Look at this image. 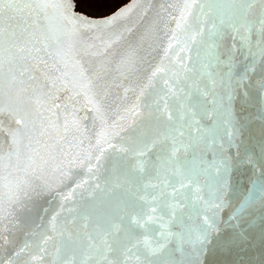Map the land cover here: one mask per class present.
Returning a JSON list of instances; mask_svg holds the SVG:
<instances>
[{"label":"water","instance_id":"1","mask_svg":"<svg viewBox=\"0 0 264 264\" xmlns=\"http://www.w3.org/2000/svg\"><path fill=\"white\" fill-rule=\"evenodd\" d=\"M19 3L23 6L28 0ZM128 4L81 3L76 11L100 19ZM228 6L223 0H139L136 11L116 28L84 33L78 46L80 58L90 72L103 77L99 82L105 85L101 90L104 115L94 120L91 106L87 111L81 108L77 115L87 116L81 122V132H70L63 140L62 128L57 131L50 126L52 101L43 95L47 91L45 75H55L53 59L41 53L44 63L33 58L35 52L29 55L33 48L30 36L43 39L55 34V12L48 9L47 19L30 9L5 12L2 26L6 32L15 31L16 61L10 65L5 52L0 83L6 97L19 96L22 110L16 118L5 115L4 128H16V119H25L34 140L41 146H56L53 154L65 160L67 175L49 172V187L37 185L31 198L19 205L9 206L5 196L0 212V264H82L90 256L98 258L97 248L103 250L105 240L115 250L109 259L118 258L120 264H189L190 242L200 235L205 217L215 220L217 231L210 233L200 264H264V220L259 201L239 221L229 220L251 181L262 179L264 100L255 87L258 70L248 95L240 89L230 102L232 122L242 126L241 152L252 156L255 167L234 163L228 207L216 212L210 203L205 204L215 202L210 193L223 178L217 171L219 145L222 140L226 143L225 133L231 130L225 123L227 90L217 75L227 69L206 67L215 42L213 23L219 24ZM236 6L231 5L233 10ZM256 14L254 9L249 19L255 20ZM174 32L176 38L172 39ZM120 33L121 38L115 39ZM109 40L114 42L106 56L90 54L100 51L102 41ZM240 43L237 37V60L242 59ZM223 44H232L231 35ZM7 46L6 36L5 49ZM157 67L163 71L153 76ZM59 95L55 102L63 104L70 93ZM71 103L80 108L84 101L81 97L79 103ZM74 137L84 138L83 151L70 147L77 143ZM98 138L103 155L95 150ZM0 140L6 157V131L0 133ZM61 151L68 153L67 159H83L91 151L100 160H92L90 172L86 165L69 166ZM227 154L235 157V149ZM7 164L5 159V167Z\"/></svg>","mask_w":264,"mask_h":264},{"label":"snow or ice","instance_id":"2","mask_svg":"<svg viewBox=\"0 0 264 264\" xmlns=\"http://www.w3.org/2000/svg\"><path fill=\"white\" fill-rule=\"evenodd\" d=\"M222 0H217V3ZM229 6L224 10L223 16L219 19V24L213 23V33L215 42L209 51V63L207 68L213 66L219 68L223 66L227 71L223 73H217L220 77V83L226 87L227 99L229 101V107L227 109V116L225 123L230 126L229 131H226L227 137L226 143L222 140L220 143L221 158L219 160L220 167L217 169L218 173L222 172L223 178L218 182L217 189L210 193L212 197L211 201H205V204H211V207L219 212L223 208L229 206L230 201L227 199L230 191L229 175L231 169L235 164H251L255 167V161L252 156L246 151L241 152V127H237L232 122V109L230 102L234 99L238 90L244 89V95L247 96V89L253 86L252 76L259 71L260 78L256 82L255 87L261 94L262 100H264V0H223ZM234 3L237 4L235 10L231 7ZM139 7V0H131L126 6L118 8L117 11L109 16L92 19L86 17L76 11L75 0H28L23 6L19 3V0H0V69L3 67L4 55L7 52L9 64H13L16 61V55L14 49L16 48L13 38L15 37V31L6 32L2 26V19L6 11L22 12L25 9H30L31 12L36 13L37 17L43 15L48 18V9H53L55 12L58 24L55 28V34L51 37L45 35L43 39L29 37V42L33 43V48L29 51V55L32 52L36 53L33 57L41 62L46 63L44 56L53 59L52 68L55 75H45L47 81V91L43 92L48 100L52 101L48 109L50 113L49 122L50 126L57 131L61 128L65 136L61 137V140L66 139V136L70 132H81V122L86 120L87 116L81 118L77 113L81 108L85 111L91 106V111L95 114L93 119H103V95L102 89L105 87L99 81L103 77L99 73L90 72L80 58L82 55L80 47L81 38L84 33L96 32L103 33L108 30L116 28L122 21L126 20L136 9ZM255 9V20L249 19V14ZM258 24V27L256 25ZM180 22H177V28H180ZM255 29V31H254ZM26 31V30H25ZM48 31H52L49 29ZM229 35L232 38V44L230 46L224 45ZM255 35V40L252 39ZM8 38V46L5 49V38ZM122 33L116 34L115 39H120ZM240 38L239 54L242 57L241 60H237V45L236 38ZM99 38V37H97ZM176 38L175 32L172 39ZM51 41V42H49ZM114 41H102V49L100 51L91 52L93 56L107 55V50ZM36 45H42L37 47ZM172 45L169 44V47ZM54 47V51L51 49ZM88 48L95 47L94 45H86ZM223 47V51H220ZM25 51V49H20ZM87 54V53H85ZM131 65V61H129ZM133 68L130 67L129 71ZM24 71H29L24 69ZM24 71L20 72V75H24ZM163 71V69L157 67L153 72V76L156 73ZM212 73L209 72L211 77ZM15 81V76L12 77ZM29 79L35 80V76H30ZM22 83V81H21ZM216 80H213L215 85ZM69 92L70 95L65 97V103H56L55 101L60 99L61 92ZM83 98L84 103L80 108L71 101L76 100L79 103L80 98ZM36 103H40L37 99ZM21 103L19 96L13 97L11 94H6L3 90L2 83H0V133L7 132L9 150L5 157L2 148L3 141L0 140V212L3 211V203L5 196L9 206L19 205L23 201L29 200L37 191V185H43L49 187L47 183V176L49 172L57 173L61 175H67L63 170L65 163L64 159H57V156L53 154L55 145H49L44 143L42 146L38 140H34L33 134L29 128V123L23 118H17L16 128H4V117L7 115L11 118L20 116ZM62 117V123H61ZM261 119L264 120V108H262ZM86 130V129H85ZM43 135V133H41ZM182 135V133H181ZM77 141L75 145L70 147H77L83 151L84 138L74 137ZM111 147V145H109ZM229 149H235V157L228 155ZM96 151L103 155V147L101 146V140L98 138L96 141ZM80 153H77L79 157ZM60 156L65 159L68 158V153L61 151ZM95 158L97 162L100 160V156L93 157L91 151H87L83 159L71 158L67 159V164L72 166L79 164L81 166H87L88 171H92V160ZM7 159V167L4 165V161ZM5 171L7 174L5 175ZM261 177L260 181L252 180L250 187L245 191L242 199L229 215V220H237L252 208L253 205L259 201L261 208V219L264 220V146L261 147ZM191 183V181H190ZM199 191V189H198ZM202 199V198H201ZM206 224L203 227L200 235H198L192 244V253L189 260V264H200L201 258L206 251V245L210 242V233L217 231L215 226V220H209L205 217ZM238 226V225H237ZM98 258L89 257L82 264H120V260L109 259V255L114 253V249L108 242L104 241V249L100 250Z\"/></svg>","mask_w":264,"mask_h":264},{"label":"flooded vegetation","instance_id":"3","mask_svg":"<svg viewBox=\"0 0 264 264\" xmlns=\"http://www.w3.org/2000/svg\"><path fill=\"white\" fill-rule=\"evenodd\" d=\"M75 0L76 2V5L78 4H81V3H96V4H99V3H112L114 5H122V4H127V3H131V0ZM118 9H116L117 11Z\"/></svg>","mask_w":264,"mask_h":264}]
</instances>
